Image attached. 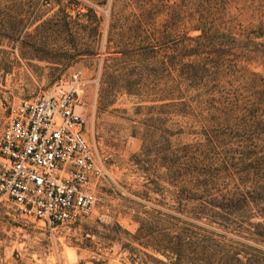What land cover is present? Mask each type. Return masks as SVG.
Wrapping results in <instances>:
<instances>
[{
	"label": "rangeland",
	"instance_id": "obj_1",
	"mask_svg": "<svg viewBox=\"0 0 264 264\" xmlns=\"http://www.w3.org/2000/svg\"><path fill=\"white\" fill-rule=\"evenodd\" d=\"M181 1L0 0V135L80 72L100 171L79 223L0 198V264H174L166 240L264 264V0H211L202 20Z\"/></svg>",
	"mask_w": 264,
	"mask_h": 264
},
{
	"label": "built area",
	"instance_id": "obj_2",
	"mask_svg": "<svg viewBox=\"0 0 264 264\" xmlns=\"http://www.w3.org/2000/svg\"><path fill=\"white\" fill-rule=\"evenodd\" d=\"M81 73L13 106L0 135V198L56 229L87 218L100 171L77 112Z\"/></svg>",
	"mask_w": 264,
	"mask_h": 264
},
{
	"label": "trees",
	"instance_id": "obj_3",
	"mask_svg": "<svg viewBox=\"0 0 264 264\" xmlns=\"http://www.w3.org/2000/svg\"><path fill=\"white\" fill-rule=\"evenodd\" d=\"M174 11L202 20L211 14V0H190L188 2L182 0L178 5L171 7V12ZM198 30L201 29L198 28ZM261 217L264 218V214H261ZM257 226L261 227L262 225L258 224ZM205 246L204 248L191 242H183L174 248L166 240L162 250L154 249V251L165 258L174 257V264H259L257 261L249 259L245 252L229 251L220 247L213 248L211 245Z\"/></svg>",
	"mask_w": 264,
	"mask_h": 264
}]
</instances>
